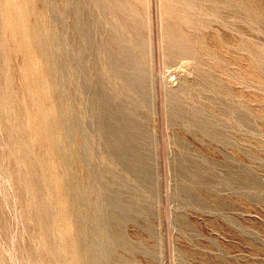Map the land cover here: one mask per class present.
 <instances>
[{
  "label": "rangeland",
  "instance_id": "rangeland-1",
  "mask_svg": "<svg viewBox=\"0 0 264 264\" xmlns=\"http://www.w3.org/2000/svg\"><path fill=\"white\" fill-rule=\"evenodd\" d=\"M0 264H264V0H0Z\"/></svg>",
  "mask_w": 264,
  "mask_h": 264
}]
</instances>
